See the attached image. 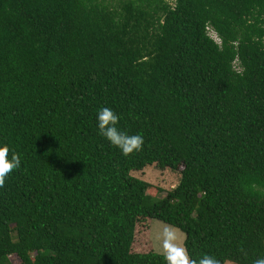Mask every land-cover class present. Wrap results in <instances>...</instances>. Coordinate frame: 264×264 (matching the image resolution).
Here are the masks:
<instances>
[{
    "label": "trees",
    "instance_id": "obj_1",
    "mask_svg": "<svg viewBox=\"0 0 264 264\" xmlns=\"http://www.w3.org/2000/svg\"><path fill=\"white\" fill-rule=\"evenodd\" d=\"M212 30L219 42L208 34ZM108 107L141 135L99 134ZM0 264H165L135 224L183 232L190 258L264 257V0H0ZM177 170L160 198L130 174Z\"/></svg>",
    "mask_w": 264,
    "mask_h": 264
},
{
    "label": "clouds",
    "instance_id": "obj_2",
    "mask_svg": "<svg viewBox=\"0 0 264 264\" xmlns=\"http://www.w3.org/2000/svg\"><path fill=\"white\" fill-rule=\"evenodd\" d=\"M99 134L112 146L118 148L122 155L129 156L142 148L144 139L141 135H129L118 129V115L110 108L103 107L96 114ZM21 158L16 152L11 153L9 147L0 146V187L5 184V178L14 169L20 167ZM159 241L158 254L163 257L165 264H220L211 255L204 254L198 260L190 258L186 247L181 243L179 229L172 225H164L157 237ZM252 264H264V257L255 259Z\"/></svg>",
    "mask_w": 264,
    "mask_h": 264
},
{
    "label": "rangeland",
    "instance_id": "obj_3",
    "mask_svg": "<svg viewBox=\"0 0 264 264\" xmlns=\"http://www.w3.org/2000/svg\"><path fill=\"white\" fill-rule=\"evenodd\" d=\"M172 2V0H166ZM208 33L212 35L211 30ZM130 174L144 180L147 183L145 194L148 198L155 199L164 195L166 190L171 189L178 180L179 173L177 170L169 168H159L154 164L144 165L130 171ZM167 223L155 218H144L138 221L134 227L133 241L131 243V251H148L158 252L159 241L157 239L162 227ZM169 225V224H167ZM176 228V227H175ZM178 229V228H177ZM181 243L183 240V232L180 231ZM10 264H21L18 257L14 254L8 255ZM223 264H236L231 261H225Z\"/></svg>",
    "mask_w": 264,
    "mask_h": 264
},
{
    "label": "built area",
    "instance_id": "obj_4",
    "mask_svg": "<svg viewBox=\"0 0 264 264\" xmlns=\"http://www.w3.org/2000/svg\"><path fill=\"white\" fill-rule=\"evenodd\" d=\"M211 32H212V35H210L209 33V36L214 40V41H216V42H219V39H218V37L215 35V33L211 30Z\"/></svg>",
    "mask_w": 264,
    "mask_h": 264
}]
</instances>
